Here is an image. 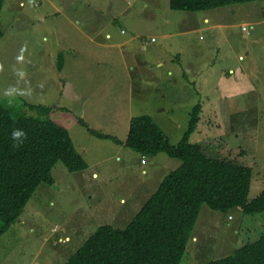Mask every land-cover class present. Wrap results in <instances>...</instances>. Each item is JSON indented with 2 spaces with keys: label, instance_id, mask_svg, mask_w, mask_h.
Wrapping results in <instances>:
<instances>
[{
  "label": "rangeland",
  "instance_id": "374dc122",
  "mask_svg": "<svg viewBox=\"0 0 264 264\" xmlns=\"http://www.w3.org/2000/svg\"><path fill=\"white\" fill-rule=\"evenodd\" d=\"M0 32L1 104L14 120L65 127L87 164L52 169L53 185L0 237V264H65L98 227L125 228L181 164L96 139L81 121L123 141L128 120L148 115L176 145L200 105L190 142L251 168L248 201L264 191V0L200 12L169 0H5ZM263 232L264 213L202 205L180 264L226 257Z\"/></svg>",
  "mask_w": 264,
  "mask_h": 264
},
{
  "label": "trees",
  "instance_id": "16d2710c",
  "mask_svg": "<svg viewBox=\"0 0 264 264\" xmlns=\"http://www.w3.org/2000/svg\"><path fill=\"white\" fill-rule=\"evenodd\" d=\"M4 1L0 0V15ZM253 1L169 0V8L200 12ZM62 59L60 55L58 71ZM28 107L41 115L50 113L41 105ZM200 109V105L193 108L188 129L176 145L148 115L130 120L124 142L81 121L96 139L113 141L141 157L164 153L181 164L162 179L125 228L98 227L65 264H180L202 205L222 213L239 209L244 216L264 213V191L248 201L250 167L207 155L201 145L190 142ZM13 131L22 135L13 139ZM58 163L70 173L87 169L67 129L49 118L14 120L0 102V237L16 223L41 184L53 185L51 172ZM206 264H264V232L231 255Z\"/></svg>",
  "mask_w": 264,
  "mask_h": 264
},
{
  "label": "crops",
  "instance_id": "0c3cea01",
  "mask_svg": "<svg viewBox=\"0 0 264 264\" xmlns=\"http://www.w3.org/2000/svg\"><path fill=\"white\" fill-rule=\"evenodd\" d=\"M205 21H207V20H205ZM105 37H109L108 35H106ZM134 38H136V36L134 37ZM125 44V42H123V43H121V44H118V43H114V44H112V45H106V46H112V47H114V46H120V45H124ZM124 65H125V63H123ZM156 67H163V62L162 61H159V62H157L156 63ZM129 68H132V67H129ZM128 69V68H127ZM133 69V68H132ZM169 74H170V72H169ZM59 108H61V107H59ZM133 118V117H132ZM132 118H130L129 120H128V129H129V122H130V120L132 119ZM127 136V135H126ZM126 136H125V139H126ZM125 139L122 141V142H124L125 141ZM135 153V152H134ZM136 155H138L137 153H136ZM62 241V240H61Z\"/></svg>",
  "mask_w": 264,
  "mask_h": 264
},
{
  "label": "clouds",
  "instance_id": "9594fccd",
  "mask_svg": "<svg viewBox=\"0 0 264 264\" xmlns=\"http://www.w3.org/2000/svg\"><path fill=\"white\" fill-rule=\"evenodd\" d=\"M20 135H22V133H20L19 131H13L12 133L13 139L18 138Z\"/></svg>",
  "mask_w": 264,
  "mask_h": 264
},
{
  "label": "built area",
  "instance_id": "2783aa9c",
  "mask_svg": "<svg viewBox=\"0 0 264 264\" xmlns=\"http://www.w3.org/2000/svg\"><path fill=\"white\" fill-rule=\"evenodd\" d=\"M242 31H243V32H247V31H248L247 26H243V27H242ZM152 41H153V40H152ZM229 219H230V217H229ZM62 241H63V240H62ZM63 242H66V241H63Z\"/></svg>",
  "mask_w": 264,
  "mask_h": 264
}]
</instances>
